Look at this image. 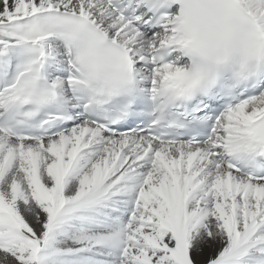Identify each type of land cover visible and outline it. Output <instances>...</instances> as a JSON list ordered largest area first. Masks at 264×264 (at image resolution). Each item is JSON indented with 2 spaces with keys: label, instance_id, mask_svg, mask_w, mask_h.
Returning <instances> with one entry per match:
<instances>
[{
  "label": "snow or ice",
  "instance_id": "snow-or-ice-1",
  "mask_svg": "<svg viewBox=\"0 0 264 264\" xmlns=\"http://www.w3.org/2000/svg\"><path fill=\"white\" fill-rule=\"evenodd\" d=\"M0 264H264V0H0Z\"/></svg>",
  "mask_w": 264,
  "mask_h": 264
}]
</instances>
